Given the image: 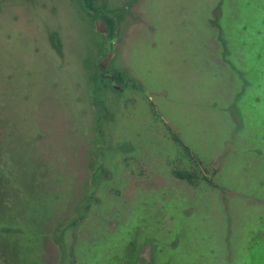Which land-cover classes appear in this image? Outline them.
Instances as JSON below:
<instances>
[{
    "label": "rangeland",
    "instance_id": "rangeland-1",
    "mask_svg": "<svg viewBox=\"0 0 264 264\" xmlns=\"http://www.w3.org/2000/svg\"><path fill=\"white\" fill-rule=\"evenodd\" d=\"M131 1L107 0V10ZM135 11L146 25L137 20L141 32L124 43ZM261 16L264 0H138L122 15L114 66L159 94L160 111L214 175V189L173 178L171 162L193 169L179 145L165 140L155 161L145 131L154 118L137 94H123L133 120L118 123L114 140L102 123L97 141L88 65L103 40L79 0H0V264H264ZM125 143L124 153L115 150ZM97 146L107 147L98 153L111 178L99 177L98 203L74 233Z\"/></svg>",
    "mask_w": 264,
    "mask_h": 264
},
{
    "label": "flooded vegetation",
    "instance_id": "flooded-vegetation-1",
    "mask_svg": "<svg viewBox=\"0 0 264 264\" xmlns=\"http://www.w3.org/2000/svg\"><path fill=\"white\" fill-rule=\"evenodd\" d=\"M134 1H135V4L132 5ZM79 2H80L82 9L86 12L87 16L92 20V22L96 23V31L98 34H100L102 36V40H103V42H101L100 58L98 59V61L94 65H92V66L90 64L88 65V69L90 71V81L94 85V89H93V93H92L94 95L91 98V100H92V103H94L93 105H94L96 112H99V115L97 116L96 123L93 126V131L96 134L97 141H99V140L103 141V139L105 137V132L107 130V129L105 130L104 127L101 126L102 123H106V124L111 125V129L109 130L108 135H110L114 140V138H117L116 137L117 136L116 135V131H117L116 128L119 127L118 123L121 122L122 120H127V119L130 120V118H132L131 120H133L134 115H132V112H130L126 108V106H125L126 102H123V100H124L123 94H125V95H130L132 93L137 94L135 96L140 97V101L142 100L145 103V105L147 106L148 114H150V116L152 118H154L152 123H151V127L145 131L147 134L150 135V137H148L146 140L149 141V138L153 139V142L149 141L147 146L152 147V155H154L155 161L161 159V156L163 153L160 150L159 146H162L163 145L162 142L167 140L172 145H174V146L179 145L182 148L183 152L186 155L185 159L189 160L193 166V169L189 172H194L195 171V164L193 162L192 155H195V154L188 146H186L182 142L181 136L178 135L176 128H174V126L171 124V122H169L163 116V114L160 111L158 104L156 102V99H157L159 94L156 93L155 91L149 89L147 86H145L144 83L139 81L135 77V75L133 74L132 70L130 68H128L126 65L121 66V67L120 66L115 67L114 63H113V57L115 56V52H116L115 41L117 38H119L120 25L123 21L122 15L126 14L128 12V10L136 7V3L138 2V0H132L130 2L129 6L127 4L122 8L123 9L122 11H120V12L115 11L114 13L107 10L108 9V6L106 5L107 0H100V2L95 5L98 8L99 12L106 13L109 16H111V18L114 22V25H113L114 27H110L109 24H107L103 20L94 19V17L92 16L93 12L91 13L92 14L91 15L88 11H86L84 9L82 0H79ZM215 3H218V1H216ZM258 13L260 14L261 11H258ZM134 15H135L136 21H133L134 24H132L127 29L126 37L123 41L124 43H126L128 41L129 36H131L132 34H134V35L139 34V32H141V30L143 28V27L139 26V23L135 24L137 22V20H140V21L143 20L144 21V18L142 16L143 13L135 11ZM136 17H138L140 19H137ZM214 18L215 17H209L206 19V23L208 25H210L211 27L214 26L211 23V22H213L212 20L216 19V18L215 19ZM258 21H259L258 28L255 31L256 33L255 32L254 33H255V37H256L255 40L258 41L259 44H261V48L260 47L258 48L256 58H257V60L260 61V59H261L264 62V42L261 43L262 40H258L264 35V17H262V16H261V18L259 17ZM98 22H101L105 25L104 30H100V28H98L99 26L97 27ZM143 23H144V25H146L145 21ZM218 25H220L219 22H218ZM150 27H151L150 31H153V26H150ZM260 33H262V34L260 35ZM218 34H220V32ZM146 36H148V35L144 34V37H146ZM52 40H53V43L56 47L57 52L60 55H62V48L59 44L58 37L56 34H53ZM219 41L222 43V45L224 44L223 45L224 48H222V51H225L226 43L223 42V40L221 39L220 36H219ZM123 42H122V44H123ZM121 51H122V49H121ZM228 51H230V50H228ZM258 51L260 53H262L261 56H260V53ZM228 54H229V52H228ZM239 54H241V55H239ZM238 55L241 57L243 56L242 53H238ZM251 57H255V55L252 54ZM224 60L227 61L226 58ZM91 68H93V71L91 70ZM262 71H264V70H262ZM262 71L259 70L257 75L258 76H264V72H262ZM236 73H237V77H239V79L241 81H243V77H242L243 70L237 68ZM259 78H261V77L256 78L255 81L258 80ZM255 81H254V83H256ZM257 83H259V84H257V86L259 87L261 82H257ZM76 88L78 90H80L79 87H76ZM111 90L119 93V96L118 97L116 96L117 97L116 99L114 96H112L115 93H112ZM107 92L109 94H111V95L106 97V99H108V103L106 102V100H103V99H105L103 97H105L107 95ZM160 94H162V93H160ZM241 97H243V95L240 92L238 94H236L237 100L235 99L236 100L235 104H237L238 101L239 102L243 101V99ZM254 100L256 101V103H263L262 101H260L261 100L260 98H258V99L255 98ZM79 101L81 102L80 97H79V100H77V102H79ZM118 105H122L123 111H119L115 108ZM114 110H115V112H114ZM238 111H237V113H238ZM121 138L123 139V136H121ZM127 143L131 145L132 139H131V141H129ZM127 143L122 144V145H115L116 147H118L115 150L118 152L124 153ZM110 147H112V146L110 145ZM105 148H107V147L106 146H97L96 150L93 152L95 164L93 166L94 169H93L90 181H89V186L92 190H91L90 196L86 198L84 204L78 209V214H77L78 216H76L69 223L68 228L73 229L74 233H76L77 232L76 229L79 228L82 223H84V221L87 217V214L91 212L92 204L98 203V200H95L94 196L96 195L95 193H97V188L99 189V186H98L99 177H101V179H102L101 182H103L104 179H110L111 178V174L108 172V170L105 168V165H104L105 160H103V158H102L104 156L101 155L100 153H98L100 151V149H105ZM127 150H128V152H133L134 148L128 147ZM188 151H191L192 155ZM164 157H166V155ZM129 164L130 163H127V165H129ZM203 165H204V163H203ZM170 167L175 169V163L171 162ZM204 167H205V165H204ZM174 169L171 171V175L173 176V178L175 180L180 181V182H184V183L191 185L193 187L198 186V185L195 186L194 184H191L186 180H182V179H179L178 177H176V175H175L176 171H187V170H181V169H175L174 170ZM133 172L136 173V171L132 170V175L134 176ZM138 173H139V175H138L139 178L143 179L146 177V175L142 174L143 173L142 170H140V172L138 171ZM206 175L208 177V180L202 178L201 181H205L210 187H213L214 189H216L218 187V185L214 181V175L211 173L206 174ZM210 182L214 183L215 186H212ZM221 190H222V192L226 193L225 191H223V189H221ZM82 212H84L83 215H81ZM74 222H77V224H74Z\"/></svg>",
    "mask_w": 264,
    "mask_h": 264
},
{
    "label": "trees",
    "instance_id": "trees-1",
    "mask_svg": "<svg viewBox=\"0 0 264 264\" xmlns=\"http://www.w3.org/2000/svg\"><path fill=\"white\" fill-rule=\"evenodd\" d=\"M100 0H82L83 7L86 11H88L90 14L93 12V17L96 20H103L107 24H109L110 27H114V22L111 18L106 13H101L98 11V8L95 6L98 4ZM190 154L192 155L191 151ZM193 162L195 164V171L194 172H189V171H176L175 175L179 179L186 180L191 184H194L197 186L199 182L203 179H207L208 177L206 174H209L208 170L204 167L203 162L197 158L195 155H192ZM211 183V182H210ZM212 186H215L214 183H211ZM74 224H77V222H74ZM60 240V239H59Z\"/></svg>",
    "mask_w": 264,
    "mask_h": 264
},
{
    "label": "water",
    "instance_id": "water-1",
    "mask_svg": "<svg viewBox=\"0 0 264 264\" xmlns=\"http://www.w3.org/2000/svg\"><path fill=\"white\" fill-rule=\"evenodd\" d=\"M97 27L100 28V30H104L105 29V25L103 23H101V22L97 23Z\"/></svg>",
    "mask_w": 264,
    "mask_h": 264
}]
</instances>
